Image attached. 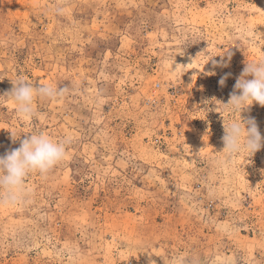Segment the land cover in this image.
Returning a JSON list of instances; mask_svg holds the SVG:
<instances>
[{
    "label": "rangeland",
    "instance_id": "obj_1",
    "mask_svg": "<svg viewBox=\"0 0 264 264\" xmlns=\"http://www.w3.org/2000/svg\"><path fill=\"white\" fill-rule=\"evenodd\" d=\"M262 59L264 0H0V155L68 142L0 204V264H264V147L222 152L224 123L264 136L224 106ZM20 77L67 92L24 119Z\"/></svg>",
    "mask_w": 264,
    "mask_h": 264
},
{
    "label": "clouds",
    "instance_id": "obj_2",
    "mask_svg": "<svg viewBox=\"0 0 264 264\" xmlns=\"http://www.w3.org/2000/svg\"><path fill=\"white\" fill-rule=\"evenodd\" d=\"M225 79H220L221 86ZM12 83L14 86L6 95L14 101L18 115L24 119L36 115V98L60 101L67 92L66 88H58L51 83L34 85L23 77ZM254 103L264 106V59L246 63L224 106L225 111L239 113L241 117ZM224 127V163L234 164L236 157L244 151L253 155L264 147V136L254 119L241 117L240 121L224 123ZM20 137L12 133L13 143L20 140V146L0 155V204L19 203L25 195V178L28 175L38 173L46 177L67 157L66 140L55 139L42 131L32 132L23 139ZM174 264L186 262L178 257Z\"/></svg>",
    "mask_w": 264,
    "mask_h": 264
}]
</instances>
